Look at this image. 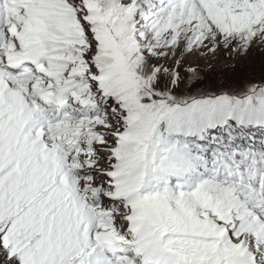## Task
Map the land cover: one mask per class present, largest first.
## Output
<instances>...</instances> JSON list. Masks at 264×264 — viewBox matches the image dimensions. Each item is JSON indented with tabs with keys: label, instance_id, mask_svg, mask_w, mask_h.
Instances as JSON below:
<instances>
[{
	"label": "snow or ice",
	"instance_id": "snow-or-ice-1",
	"mask_svg": "<svg viewBox=\"0 0 264 264\" xmlns=\"http://www.w3.org/2000/svg\"><path fill=\"white\" fill-rule=\"evenodd\" d=\"M0 264H264V0H0Z\"/></svg>",
	"mask_w": 264,
	"mask_h": 264
},
{
	"label": "rangeland",
	"instance_id": "rangeland-1",
	"mask_svg": "<svg viewBox=\"0 0 264 264\" xmlns=\"http://www.w3.org/2000/svg\"><path fill=\"white\" fill-rule=\"evenodd\" d=\"M217 75H219V73H217Z\"/></svg>",
	"mask_w": 264,
	"mask_h": 264
}]
</instances>
